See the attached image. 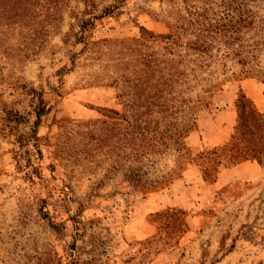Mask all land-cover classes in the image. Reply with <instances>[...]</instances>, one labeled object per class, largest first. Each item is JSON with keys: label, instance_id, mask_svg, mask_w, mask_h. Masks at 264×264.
Segmentation results:
<instances>
[{"label": "rangeland", "instance_id": "1", "mask_svg": "<svg viewBox=\"0 0 264 264\" xmlns=\"http://www.w3.org/2000/svg\"><path fill=\"white\" fill-rule=\"evenodd\" d=\"M54 1L0 0V264H264V157L210 153L238 89L264 118V25L185 63L264 0Z\"/></svg>", "mask_w": 264, "mask_h": 264}, {"label": "trees", "instance_id": "2", "mask_svg": "<svg viewBox=\"0 0 264 264\" xmlns=\"http://www.w3.org/2000/svg\"><path fill=\"white\" fill-rule=\"evenodd\" d=\"M54 1V0H53ZM258 1V0H257ZM56 1H54L55 3ZM85 8H89L84 12H90V7L92 3L89 0H82ZM56 4V3H55ZM100 15L96 16L99 17ZM202 16V15H200ZM95 18V16H92ZM260 19L259 25L254 24V18L252 15H247L243 18H237V16H230L228 19V32L224 28L218 30V26L215 22H210V19L205 17H200L198 19L190 20L188 19L185 22L186 27L191 30L193 34V39L186 43V48L192 51H195L196 57L190 60H186L185 63L192 65L194 68L201 69L204 67L202 54L208 51L209 44L208 40H216L217 38H223V41L229 44L231 41L236 39L237 33L240 27L243 26L246 29H252V33L258 31L264 25V19ZM217 21V20H216ZM222 25V24H221ZM223 26V25H222ZM193 28V29H192ZM261 42L264 43V36L261 38ZM256 45V43H254ZM192 70V69H190ZM187 72H185V75ZM252 73L249 71H243L240 76L247 77L251 76ZM186 78V76H185ZM202 92L209 93V89L204 88ZM207 102L204 99H200L198 106L200 108L206 107ZM233 105L236 112V121L233 127V133L229 136V140L225 143L221 144L218 148H213L210 151L211 154H215L217 150L226 151L227 152V162L228 163H238L240 161L246 159H255L257 162H260L264 157V123L263 116L259 114L252 103L245 97L241 89H238V93L233 101ZM195 125V118L192 116H188L183 122L182 129L180 131L181 137L187 135L188 131ZM148 148H157L156 145L151 144ZM150 150V149H149ZM218 163H220L218 161ZM205 170L207 167H203L200 165V171L205 174ZM170 184V181H163L161 177L153 184H150V188L157 187H165Z\"/></svg>", "mask_w": 264, "mask_h": 264}]
</instances>
